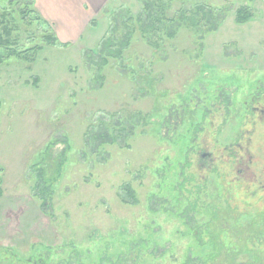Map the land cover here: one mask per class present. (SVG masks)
Segmentation results:
<instances>
[{
    "label": "rangeland",
    "instance_id": "1",
    "mask_svg": "<svg viewBox=\"0 0 264 264\" xmlns=\"http://www.w3.org/2000/svg\"><path fill=\"white\" fill-rule=\"evenodd\" d=\"M162 1L154 45L137 32L101 71L83 55L99 51L103 21L67 47L45 46L33 63H0V264H115L130 253L134 264H186L206 255L210 247L194 239L173 190L187 152L203 159L195 153L204 141L203 152L229 163L226 197L240 207L214 223H247L251 209H263L264 113L255 107L264 109V0ZM20 2L0 0V28L1 15L15 10L19 47L46 45L48 26L33 13L22 20ZM199 4L226 10L218 29L183 26L169 40L177 27L169 17ZM242 5L254 18L239 24ZM142 10L134 2L112 11L119 37L132 29L127 11ZM218 98L226 113L210 127L207 109ZM216 184L213 195L222 191ZM125 185L136 204L124 202ZM211 219L210 210L195 215Z\"/></svg>",
    "mask_w": 264,
    "mask_h": 264
},
{
    "label": "trees",
    "instance_id": "2",
    "mask_svg": "<svg viewBox=\"0 0 264 264\" xmlns=\"http://www.w3.org/2000/svg\"><path fill=\"white\" fill-rule=\"evenodd\" d=\"M15 1L20 2V0ZM139 1L143 3V10L141 13L133 15L130 11H127L128 17L127 20L124 21L125 26L128 28L132 25V29L126 31L125 34L119 37L118 34H116L119 29V17L117 18V13H114L112 15L110 29L99 43V51L88 49L83 55L87 64L93 65L100 70L105 66H109L112 59H121L124 56V51L130 46L137 32H140L143 38L147 39L149 44L154 45L152 39L155 35L150 32L154 29L156 24L164 22V19H161L158 15L160 12L163 14L162 9L166 6V3L162 0ZM172 1L173 0H171V2ZM10 3H12V1ZM20 4L19 15L22 20H28L29 16L33 13L38 20H42L43 23L48 26L47 31L51 33L44 38L46 45L36 44L33 47L21 49L18 41L13 39V29L10 27L11 24H17L15 10L4 12L1 15V23L3 25L2 28H0V48L3 49L4 55H0V63L12 58L33 63L39 52L47 45L69 46L70 43H63L60 41L52 24L45 20L37 11L35 0H21ZM155 8H158L159 11H155ZM226 15V10L216 9L206 4H199L195 9L190 11L181 7L172 17H169V22L177 27L168 29L167 36L169 40L176 38L179 29L183 26L199 30L205 28V31L209 33L216 31ZM253 18L254 11L249 5H242L236 11V22L239 24L247 23ZM94 54H98L99 60H95L93 57ZM101 76L104 78L103 75ZM35 80L34 85L37 86L40 79L36 77ZM219 102L221 103V98L213 103H218L219 105ZM106 136L107 133L104 135L101 134L99 137L106 138ZM188 152L185 161L180 164L181 173L179 181L173 186V190L175 191L174 198L180 207L178 209L180 214L189 222L187 225H189L196 242L200 247H210L211 250L204 256L190 255L187 258L186 264H264V207L261 210L255 207L251 209L253 212L252 219L247 223L241 221H239V223H214V221L218 220L222 215L240 211V207L226 197L227 184L224 182V179H228L227 177L229 176L227 174L229 163L220 159L212 170L206 172L199 166L200 158L197 157V160H195L196 162H194ZM198 153L197 150L195 154ZM63 162L64 161H61L60 164L58 163L59 166L62 165ZM262 165L264 166V157ZM261 168L263 171L259 173V181L264 180L261 178L262 174H264V167L261 166ZM205 172L207 175L203 174ZM45 173L46 167H41L40 165L39 179L41 183L47 182ZM208 173L214 174L212 175L215 176L213 180ZM229 182H231V180ZM210 184L221 186L222 191L219 195H213L214 188L217 190V187H211ZM125 191L128 198L124 197V202L136 204L138 199L131 185H125ZM2 193L3 190L0 188V196ZM245 194L250 196L249 189L246 190ZM248 199L249 197L245 200L249 202ZM162 208L170 211L167 206H163ZM247 209L249 212V208ZM201 210H210L212 212L210 223H198L195 220V215L201 212ZM135 255L136 254L131 255L130 253L127 257L122 258L123 260L115 264H134L132 263L133 260L129 262L128 259L131 257L136 259L137 255Z\"/></svg>",
    "mask_w": 264,
    "mask_h": 264
},
{
    "label": "crops",
    "instance_id": "3",
    "mask_svg": "<svg viewBox=\"0 0 264 264\" xmlns=\"http://www.w3.org/2000/svg\"><path fill=\"white\" fill-rule=\"evenodd\" d=\"M134 2L140 8L139 0H35V7L52 24L61 42L73 44L98 28L101 21L107 34L112 11Z\"/></svg>",
    "mask_w": 264,
    "mask_h": 264
},
{
    "label": "flooded vegetation",
    "instance_id": "4",
    "mask_svg": "<svg viewBox=\"0 0 264 264\" xmlns=\"http://www.w3.org/2000/svg\"><path fill=\"white\" fill-rule=\"evenodd\" d=\"M220 103V102H219ZM228 109V107H227ZM260 109V110H259ZM255 110L259 111L262 115L261 118L263 117V113H264V109L263 108H259V106L255 107ZM207 114L209 113V115H211V120H215L218 117H223L225 116L226 113V108L224 107V104L220 103L218 105V103H212V106L209 107L207 109ZM207 117V116H206ZM211 121L210 126H214L215 127V122ZM262 121H264V119L262 118ZM205 128V127H204ZM207 141H204L203 143H201L200 147H199V153L200 156L203 158L202 160H200L199 162V166L203 171H210L213 169V167L217 164V162L219 161V158L215 157L214 155V151H210V152H203V150L205 149V145H207L206 143ZM30 262L32 261L31 258H27ZM32 264H39L37 261L33 262Z\"/></svg>",
    "mask_w": 264,
    "mask_h": 264
}]
</instances>
